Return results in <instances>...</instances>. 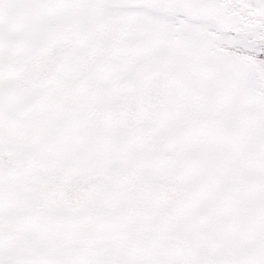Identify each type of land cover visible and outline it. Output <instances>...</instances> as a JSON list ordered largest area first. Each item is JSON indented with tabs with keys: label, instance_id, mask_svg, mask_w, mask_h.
Instances as JSON below:
<instances>
[{
	"label": "snow or ice",
	"instance_id": "1",
	"mask_svg": "<svg viewBox=\"0 0 264 264\" xmlns=\"http://www.w3.org/2000/svg\"><path fill=\"white\" fill-rule=\"evenodd\" d=\"M0 264H264V0H0Z\"/></svg>",
	"mask_w": 264,
	"mask_h": 264
}]
</instances>
